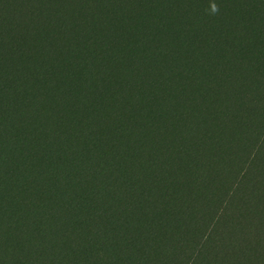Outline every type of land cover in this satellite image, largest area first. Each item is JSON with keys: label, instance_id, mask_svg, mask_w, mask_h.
Listing matches in <instances>:
<instances>
[{"label": "trees", "instance_id": "trees-1", "mask_svg": "<svg viewBox=\"0 0 264 264\" xmlns=\"http://www.w3.org/2000/svg\"><path fill=\"white\" fill-rule=\"evenodd\" d=\"M0 264H264V0H0Z\"/></svg>", "mask_w": 264, "mask_h": 264}, {"label": "rangeland", "instance_id": "rangeland-1", "mask_svg": "<svg viewBox=\"0 0 264 264\" xmlns=\"http://www.w3.org/2000/svg\"><path fill=\"white\" fill-rule=\"evenodd\" d=\"M215 17H217V16H215Z\"/></svg>", "mask_w": 264, "mask_h": 264}]
</instances>
